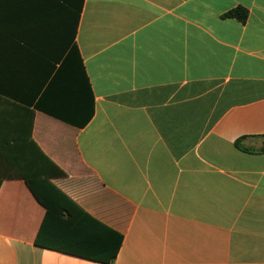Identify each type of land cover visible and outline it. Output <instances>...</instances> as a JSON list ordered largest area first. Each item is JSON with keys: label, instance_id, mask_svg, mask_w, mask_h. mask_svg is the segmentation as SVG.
<instances>
[{"label": "crops", "instance_id": "0c3cea01", "mask_svg": "<svg viewBox=\"0 0 264 264\" xmlns=\"http://www.w3.org/2000/svg\"><path fill=\"white\" fill-rule=\"evenodd\" d=\"M0 264H264V0H0Z\"/></svg>", "mask_w": 264, "mask_h": 264}, {"label": "trees", "instance_id": "16d2710c", "mask_svg": "<svg viewBox=\"0 0 264 264\" xmlns=\"http://www.w3.org/2000/svg\"><path fill=\"white\" fill-rule=\"evenodd\" d=\"M247 15H248L247 10L241 7L234 8L228 11L226 14H224L225 17L236 19L240 23L245 22ZM235 146L239 147L238 141H236ZM53 167L55 168V166ZM57 175L59 176L63 175L59 169L57 170Z\"/></svg>", "mask_w": 264, "mask_h": 264}]
</instances>
